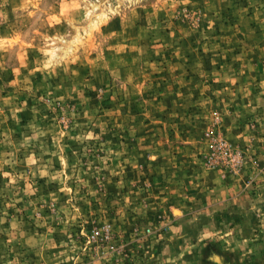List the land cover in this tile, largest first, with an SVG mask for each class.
Listing matches in <instances>:
<instances>
[{"label":"rangeland","instance_id":"374dc122","mask_svg":"<svg viewBox=\"0 0 264 264\" xmlns=\"http://www.w3.org/2000/svg\"><path fill=\"white\" fill-rule=\"evenodd\" d=\"M0 264H264V0H0Z\"/></svg>","mask_w":264,"mask_h":264}]
</instances>
